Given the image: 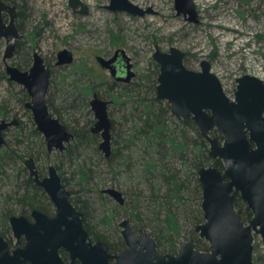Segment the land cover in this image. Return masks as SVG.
<instances>
[{
    "label": "water",
    "instance_id": "95a60500",
    "mask_svg": "<svg viewBox=\"0 0 264 264\" xmlns=\"http://www.w3.org/2000/svg\"><path fill=\"white\" fill-rule=\"evenodd\" d=\"M73 9L88 11L81 0H68ZM177 14L186 20L198 22V14L192 0H174ZM107 8L130 15L143 16L152 13L150 6L141 7L131 0H109ZM4 14H8L6 21ZM15 5L0 0V36L5 38L3 60L8 79L23 86L29 95L24 106L30 110L33 122L43 137L48 152L63 151L73 138L72 132L54 116L48 107L46 92L50 71L38 52L33 53V63L27 70L10 64L21 36L16 26ZM121 56L124 75L117 74L116 62ZM73 54L64 48L57 52V65L69 64ZM101 68L110 72L116 81L129 82L135 73L126 51L117 48L111 57L97 55ZM158 64L156 98L165 100L170 113L176 118H191L201 136L209 143L208 155L220 159L223 168L211 164L197 170L202 190L201 210L203 221L194 230L208 244L201 250L191 240H180L175 254L160 253L152 235L142 228L135 232L130 221L119 222L125 247L111 252L100 240L93 241L83 226V213L70 200V191L65 187L54 165L48 166V174L39 176L34 159L29 157L24 164L35 184L41 186L55 206L53 217L39 210L32 211L34 222L22 215L10 217L11 229L25 243L10 252L8 243L0 236V264H254V235L264 242V80L251 74L236 78L234 97H229L220 79L211 71L210 62L201 60L200 69L188 68L184 63L185 52L171 46L167 51L158 47L152 54ZM109 100L92 94L89 101L94 114L92 133H99L98 149L110 155ZM18 121L0 119V145L4 144L2 132ZM216 130L221 141L211 135ZM109 195L118 204L124 203L120 190L107 187L100 191ZM235 193L250 209L252 216L244 222L235 208ZM67 251L69 261L64 262L58 250Z\"/></svg>",
    "mask_w": 264,
    "mask_h": 264
},
{
    "label": "rangeland",
    "instance_id": "374dc122",
    "mask_svg": "<svg viewBox=\"0 0 264 264\" xmlns=\"http://www.w3.org/2000/svg\"><path fill=\"white\" fill-rule=\"evenodd\" d=\"M10 1L22 4L24 18H16V26L21 36L16 41L18 48H15L8 62L27 70L33 63L32 56L35 51L42 56L50 71L46 92V100L50 101L49 110L54 116L60 117L68 128L77 124L82 126L86 123L87 128L92 125L94 114L89 100L93 91L102 98L111 99L105 91L106 83L111 81L110 74L97 64L95 57L111 56L117 48L126 51L135 73L131 82L137 83V87L132 88L128 102H112L109 105V116L113 121L111 147L114 146V140L117 141L116 146L132 132L134 115L130 107L135 104L137 112L141 108V98L150 99L153 95L156 97V86L152 92L144 84L153 77L157 84L159 67L152 58L155 47L163 51H167L171 46L181 49L185 52L184 63L190 69L199 70L201 60L209 61L211 71L220 79L225 93L231 98L234 97L236 78L243 74L255 75L264 80V0H192L198 14L197 23L186 20L182 13L177 14L174 0H131L143 8H152V13L143 16L112 11L107 8L109 0H81L88 8L86 13L79 12L80 7L73 9L68 0ZM3 16L6 21L9 19L8 14ZM64 48L72 52L73 61L57 65V52ZM4 50L5 38L0 36V118L9 120L16 115L20 125L25 128L24 132H27L31 126L30 113L24 106L25 101L20 100L23 95L28 100L29 95L22 85L8 79L3 60ZM87 67L95 76H89ZM88 85H91L89 92H83L81 89ZM115 90L120 89L117 87ZM124 99L125 96H121V100ZM159 101L167 103L165 100ZM135 117L137 120V116ZM14 131V127L9 128L2 136L5 143L15 149L17 155L23 156L21 164L24 166V160L29 155L26 154L25 142L14 145ZM32 140L34 147L37 140ZM100 140L98 135L97 148ZM207 146L209 150L208 142ZM60 152L53 150L49 157L40 156L37 166L43 170V175H47L49 164L56 165L58 159L63 161L59 173L69 180L66 187L73 192L71 198L79 196L88 203V216L93 214L89 222L93 232L102 233L109 242L116 243L119 238L122 240L119 222L123 218L130 220L134 231L142 228L148 233L151 232L150 227L136 225L131 216H124V211L115 209L117 202L100 192L103 188L113 187L122 193L127 191L124 198L132 199L136 190L142 188L143 195H146L148 192L144 184H139L141 178L138 174L142 166L140 161L135 163V171H123L113 177L104 165L95 164L101 161L94 156L92 148L85 150L94 164V178L88 187H82L75 184L77 175L72 177L73 171L76 170L75 163L69 164ZM17 161L20 160L17 158ZM172 162L174 166L182 167L179 161ZM17 167L18 165L8 166V177H0V212L4 207L17 208L15 202L3 201L4 196L14 189ZM142 198L145 196L140 197ZM49 202L46 199L43 206L52 214L54 206ZM199 203L201 208V201ZM103 210L107 214L110 211L115 214L106 229L98 222L104 213ZM188 230L189 228L184 227V233L176 242V250L180 240L190 239L187 237ZM6 235L12 243L15 241L11 230L6 232ZM196 235L195 243L200 245L202 241H198V238L202 237L197 232ZM252 255L254 264H264V242L258 235H254Z\"/></svg>",
    "mask_w": 264,
    "mask_h": 264
},
{
    "label": "trees",
    "instance_id": "16d2710c",
    "mask_svg": "<svg viewBox=\"0 0 264 264\" xmlns=\"http://www.w3.org/2000/svg\"><path fill=\"white\" fill-rule=\"evenodd\" d=\"M3 1L15 5L17 18H24L22 4L10 0ZM18 46L17 42L16 50ZM19 68L21 69V67ZM89 69L87 72L89 76H95ZM144 84L145 87L153 92L156 80L153 77L151 80L148 79ZM117 87H119V91L115 90ZM136 87L137 83L134 82L120 84L111 80L106 83L105 91L113 100L112 102L126 103L130 100V93L133 92L132 88ZM90 88L91 85H88L81 90L88 93ZM22 92H25L24 89H22ZM121 96H125V99L121 100ZM22 97L20 101H26L27 97L24 95ZM139 102L141 108L137 112L135 104L130 107L134 115V124L131 125L132 132L128 134L126 139L123 138L122 142H118L116 146L115 143L117 141L114 140V146H112L113 148L111 147L108 157L104 156L96 147L97 135L89 131L86 123L82 126L77 124L72 128H68L61 121L60 117H57L67 130L73 134V138L67 144L66 149L61 151L60 154L69 164L75 163L76 170L73 171L72 177L77 175L75 184L82 187H88L94 178L92 168L94 164L92 163V158L88 156L85 150L92 148L94 156L98 157L101 161V163L96 162L95 164L104 165L108 173L113 177L122 174L123 171H135V163L140 161L142 166L139 168L138 175L141 178L139 184L143 183L148 193L143 195V189L140 188L139 191L136 190V193L133 194L132 199L124 198L122 205L117 203L115 209L124 211L122 213L124 216H131L130 218H132L136 225L144 228L150 227L151 232L149 234L154 237L158 252L174 253L177 251L176 242L184 233V227L189 228L187 237L191 241L194 240L193 242L195 243L197 235L194 228L198 223L203 221L199 203L202 199V190L198 182V168L202 165L211 164L221 169L223 168V163L220 159H212L208 155L207 142L201 136L199 129L191 118H175L170 113L169 105L167 103L163 104L154 95L150 99L141 98ZM47 104L49 107V100H47ZM135 116H137V120ZM29 120L31 126L27 132H24L25 128L22 125L15 128L14 145L15 143L20 144L25 142L26 154L34 156L36 160L42 155L49 157L43 138L36 130L30 115ZM112 128L113 121L111 119V130ZM190 132L193 134L191 135ZM211 134L220 140L222 139L221 135L215 130ZM32 139L37 140L34 147L32 146ZM137 145L139 146L138 148ZM17 158L20 161H17ZM22 158L23 156L17 155L15 149L9 144L0 145V177L3 175L8 177L6 173L8 166L18 165L14 175V189L9 191L3 198L4 202H15L17 208L4 207L1 210V231L8 230L7 220L10 214H14L15 212L25 213L33 207L46 210L43 205L48 197L41 187L32 181L26 168L21 164ZM173 160L179 161L182 167L174 166ZM57 162L55 167L58 171H61V166L64 163L61 159H58ZM40 171L43 172V170ZM59 174L66 187L69 184V180L63 177L61 173ZM68 190L71 197L73 192L70 189ZM126 192L124 190L123 195ZM141 196H145V198L140 199ZM70 200L83 212L84 227L93 240H102L108 245L110 251L124 246L123 240L120 238L116 243H111L102 233L97 232V234L92 231L89 222L93 214L90 213V216H88L89 205L85 200L79 196L70 198ZM234 203L240 218L244 222L250 219L252 213L241 200L238 193H235ZM113 217H115L113 211L108 212V214L104 211L98 222L102 228L106 229ZM198 241H202L200 245L195 243L199 249H209V244L204 239L198 238Z\"/></svg>",
    "mask_w": 264,
    "mask_h": 264
},
{
    "label": "flooded vegetation",
    "instance_id": "af4514ba",
    "mask_svg": "<svg viewBox=\"0 0 264 264\" xmlns=\"http://www.w3.org/2000/svg\"><path fill=\"white\" fill-rule=\"evenodd\" d=\"M5 15V14H4ZM108 57H111V56H108ZM108 57H106V58H108ZM97 62V61H96ZM124 62H125V60L123 59V57H121V56H119L118 57V59H117V62H116V68H117V74H119V75H124V73H125V69H124V67H125V65H124ZM130 63H131V59H130ZM98 64V63H97ZM101 67V66H100ZM132 68H133V65H132V67H131V70H132ZM106 70V69H105ZM108 71V70H107ZM133 71V70H132ZM109 72V71H108ZM134 72V71H133ZM109 74H110V72H109ZM135 76V75H134ZM110 77H111V80L112 81H114V82H117V83H120V84H128V83H130L131 81H132V79L134 78V77H132L131 78V80L129 81V82H122V81H116L115 79H113L112 78V76H111V74H110ZM95 91H93L92 92V94L94 93ZM95 93H97V92H95ZM97 95L100 97V98H102L98 93H97ZM91 98H92V95H91ZM90 98V99H91ZM102 99H104V100H109V101H111V103L110 104H112V99H105V98H102ZM27 101V100H26ZM25 101V102H26ZM90 101V100H89ZM24 102V103H25ZM109 104V105H110ZM109 105H108V108H109ZM108 108H107V110H108ZM27 111L30 113L29 115L31 116V112H30V110L29 109H27ZM108 116H109V111H108ZM0 119H4V120H6V121H12L13 119H16L17 121H18V123L17 124H15V125H11V126H8L3 132H2V134L5 132V131H7L9 128H12V127H14V128H16L17 126H19L20 125V120L16 117V115L15 116H13V117H11V119H6V118H0ZM31 119H32V116H31ZM109 119H110V122H111V118H110V116H109ZM94 121H95V119L93 120V123H94ZM32 122H33V119H32ZM93 123H92V125H93ZM33 124H34V122H33ZM91 125V126H92ZM34 126H35V124H34ZM90 126V127H91ZM90 127H89V131H90ZM36 128V127H35ZM37 130V129H36ZM213 131V130H212ZM211 131V132H212ZM216 131V130H215ZM91 132V131H90ZM40 133V132H39ZM92 133V132H91ZM92 134H96L97 136L99 135L100 136V134L99 133H92ZM219 134V133H218ZM41 135V134H40ZM212 135V134H211ZM42 136V135H41ZM212 136H214V135H212ZM216 137V136H215ZM219 139V138H218ZM101 141V140H100ZM219 141H221L220 139H219ZM111 142H112V132H111V126H110V147H111ZM4 144H5V141H4ZM3 144V145H4ZM67 146V145H66ZM47 150V149H46ZM110 151H111V148H110ZM48 152V151H47ZM48 153H51V152H48ZM29 157H32L33 159H34V162H35V165H36V169H37V171H38V174H39V176H40V178L41 177H44V176H46V175H43L44 174V172H41L40 170L41 169H39L38 168V166H37V160H36V158L34 157V156H28V158ZM26 160V159H25ZM25 160H24V162H25ZM49 165H52V164H49ZM48 165V166H49ZM55 166V165H54ZM24 167L26 168V170H27V173H28V175H29V172H28V169H27V167L25 166V164H24ZM58 171V170H57ZM58 173H59V171H58ZM47 174H48V167H47ZM60 175V174H59ZM30 176V175H29ZM31 177V176H30ZM32 178V177H31ZM32 181H33V179H32ZM34 182V181H33ZM35 183V182H34ZM37 185V184H36ZM37 186H39V185H37ZM39 187H41V186H39ZM41 189L43 190V188L41 187ZM44 191V190H43ZM44 193H45V191H44ZM122 193V192H121ZM45 195L48 197V200L50 201L49 202V204H52L53 206H54V204L52 203V201L50 200V198H49V196L45 193ZM122 195H123V193H122ZM123 197H124V195H123ZM70 196H69V200H70ZM70 202H71V200H70ZM72 203V202H71ZM73 204V203H72ZM73 205H75V204H73ZM76 206V205H75ZM77 207V206H76ZM39 210V211H41V212H43V213H45L46 215H48V216H50V217H53V216H55V214H56V209H55V206H54V212L52 213V214H49L48 213V211L47 210H43V209H38V208H35V207H33V208H30V209H28L25 213H18V214H10L9 216H8V220H7V226H8V230H6V231H1L0 230V236L8 243V246H9V250H10V252H12L15 248H16V244H17V246L18 247H22L23 245H24V243H25V237L24 236H20V238L18 239L15 235H14V233H13V231H12V229H11V224H10V217L11 216H13V215H22V216H24V217H26L30 222H34V218L32 217V211L33 210ZM79 209V208H78ZM80 210V209H79ZM83 213V212H82ZM83 219H84V214H83ZM83 226H84V221H83ZM85 228V227H84ZM86 229V228H85ZM133 229V228H132ZM9 230H11V232H12V235L14 236V238H15V241L12 243L8 238H7V235H6V232H8ZM87 230V229H86ZM134 230V229H133ZM138 231V230H137ZM88 232V231H87ZM136 232V231H135ZM88 234H89V232H88ZM89 236H90V234H89ZM90 238H91V236H90ZM92 239V238H91ZM93 240V239H92ZM123 240V239H122ZM93 241H96V240H93ZM100 241H102V240H100ZM123 243H124V241H123ZM125 247V244H124V246L122 247V248H124ZM122 248H120V249H122ZM120 249H117V250H120ZM110 250V249H109ZM114 251H116V250H114ZM111 252H113V251H111ZM177 252V251H176ZM176 252H174V253H172V254H175ZM58 253H59V255H60V257L62 258V260L64 261V262H68L69 261V256H68V253H67V251L65 250V249H63V248H59V250H58ZM77 263H79V262H76V264ZM23 264H31L30 262H28V261H25Z\"/></svg>",
    "mask_w": 264,
    "mask_h": 264
},
{
    "label": "bare ground",
    "instance_id": "6f19581e",
    "mask_svg": "<svg viewBox=\"0 0 264 264\" xmlns=\"http://www.w3.org/2000/svg\"><path fill=\"white\" fill-rule=\"evenodd\" d=\"M194 3V2H193ZM195 5V4H194Z\"/></svg>",
    "mask_w": 264,
    "mask_h": 264
}]
</instances>
